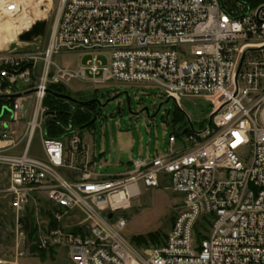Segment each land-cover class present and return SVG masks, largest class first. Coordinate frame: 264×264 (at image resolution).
<instances>
[{
    "label": "built area",
    "instance_id": "built-area-1",
    "mask_svg": "<svg viewBox=\"0 0 264 264\" xmlns=\"http://www.w3.org/2000/svg\"><path fill=\"white\" fill-rule=\"evenodd\" d=\"M22 10L19 0H0V28ZM34 49H0V95L34 100L29 109L20 97L3 98L13 100L0 107V165L9 173L1 191L20 255L30 207L38 248L65 247L75 264H264V0H59L46 45ZM64 52L91 58L76 67L53 61ZM111 80L156 87L182 110V99L210 106V125L208 116L195 128L185 112L195 131L172 133L166 152L103 176L77 128L46 137L42 101L50 85ZM36 133L41 158L29 155ZM163 183L181 205L163 241L138 248L118 213Z\"/></svg>",
    "mask_w": 264,
    "mask_h": 264
},
{
    "label": "rangeland",
    "instance_id": "rangeland-1",
    "mask_svg": "<svg viewBox=\"0 0 264 264\" xmlns=\"http://www.w3.org/2000/svg\"><path fill=\"white\" fill-rule=\"evenodd\" d=\"M19 1L23 5L19 16L28 15L33 22L47 21L45 35L41 39L39 38L36 43L26 44L18 38L25 30L22 29L19 32L15 30V37L8 40L2 48L17 47L18 54L34 51L36 44L42 49L55 25L59 13V0L51 2L43 0ZM8 24L7 22L3 23L0 28L1 34L5 31L6 26L12 29L16 28ZM90 58L91 55L87 52H64L54 55L53 61L59 65L69 64L75 67L79 64L84 65ZM99 59L103 63L105 62L103 55L99 56ZM37 75L38 73L35 74L33 81L36 80ZM80 85L82 83L77 81L70 84L68 89L71 97L84 100L93 95V98L102 104L120 93L118 97L108 101L104 107L97 106L93 124L81 131L84 144L90 146L91 152L97 155L96 157H100L102 167L97 170V173L103 176H114L127 171L130 162L136 157H152L166 152L168 136L182 125L180 118L183 115L175 102L169 100L164 103L166 97L156 87L113 80L93 88ZM15 87L19 92L25 89V86L20 83ZM26 96L20 97V100L25 107L30 109L34 100L33 97L26 99ZM160 103L162 104L156 110ZM181 105L190 116L195 128H199V124L207 119L211 112L210 106L202 104L194 106L185 99L181 100ZM4 108L8 109L6 106ZM10 126L13 127V124ZM16 130L18 137L21 136L24 125L17 126ZM178 137L180 138V136ZM22 146L23 144L20 149ZM29 155L39 158L43 156L38 133L34 134L30 141ZM2 189L0 188V264H73L63 253H59L55 261H52L54 256L51 252L44 255L31 253L28 242L24 247V254H19L20 251H17L14 246V213L10 204V196L1 191ZM42 201L45 200H40L43 211L49 206L43 204ZM180 205V196L172 192L164 183L158 188H142L140 196L131 202L130 208L118 213L126 221L123 230L124 237L138 248L156 245L147 240L148 234L152 233L159 237L158 243H161ZM137 237H142L146 241L143 244H136L133 239Z\"/></svg>",
    "mask_w": 264,
    "mask_h": 264
},
{
    "label": "trees",
    "instance_id": "trees-1",
    "mask_svg": "<svg viewBox=\"0 0 264 264\" xmlns=\"http://www.w3.org/2000/svg\"><path fill=\"white\" fill-rule=\"evenodd\" d=\"M49 90L57 93H63V94H69V89L61 86V85H50ZM93 98V95H91L88 99H84L81 101L90 100ZM13 99H0V107L8 101H12ZM79 100V99H78ZM42 104L47 107V116L44 121V132L46 137H59L64 133V127H66L68 124H71L73 127L77 128L79 132L84 128L90 127L94 120H95V108L96 104H90L86 106H82L76 103H73L71 101L57 98L51 94H46ZM183 115V114H182ZM182 121V125L176 129L174 134L178 137L180 134L184 131L185 133H188L189 130L186 128L187 121L183 115V117L180 118ZM206 125V121L202 124H200V128H203ZM43 204L48 205V202L42 201ZM42 213L48 217H50V214L48 212H45L44 210ZM52 224V223H51ZM25 228L27 231V241L29 243V251L31 253H36L37 255H44L45 253H52L53 249L45 250L40 249L37 246V228L34 224L31 208L29 207L27 210V214L25 217ZM76 232V231H75ZM136 239V240H135ZM133 239V241H136V244H143L146 240L142 237H137ZM159 237L157 235L148 234L147 240H150L156 245H159Z\"/></svg>",
    "mask_w": 264,
    "mask_h": 264
},
{
    "label": "water",
    "instance_id": "water-1",
    "mask_svg": "<svg viewBox=\"0 0 264 264\" xmlns=\"http://www.w3.org/2000/svg\"><path fill=\"white\" fill-rule=\"evenodd\" d=\"M46 26H47V21L46 20H38V21H35L30 26V28L27 29V30H25L24 32H22L18 36V38L22 42H33V41L37 40L38 38H41V37H43L45 35ZM240 64H241V62H240ZM239 68H240V65H239ZM34 91H35V89H31V90L27 91L24 94H32ZM46 92H47V94H51V95H53V96H55L57 98L65 99V100L71 101L73 103L82 105V106H86V105H90V104L95 103L97 106H99L101 108L104 107L107 104L108 101H111V100L115 99L116 97H118L120 95V93H118V94L114 95L112 98H110L109 100H107L106 102H104V103L101 104L96 98H92V99L86 100V101H81V100H78V99H75V98L71 97L69 94L57 93V92H53V91H51L49 89H47ZM21 95H22V93H17V94H12V95H0V99H3V98H17V97H20ZM169 100H173V99L170 98V97H167L165 99L164 103H167ZM161 104L162 103H160L157 106V109L156 110L159 109V107H160ZM177 108L184 115V117H185V119H186V121L188 123V128L187 129L188 130H191V131H195V129L193 128V126L191 124V121H190L188 115L185 113V111H183L179 107H177ZM144 110H146V108H144ZM211 118H212V115H210L209 118H208L207 126L210 125ZM108 218L109 219L111 218V214L108 215Z\"/></svg>",
    "mask_w": 264,
    "mask_h": 264
},
{
    "label": "bare ground",
    "instance_id": "bare-ground-1",
    "mask_svg": "<svg viewBox=\"0 0 264 264\" xmlns=\"http://www.w3.org/2000/svg\"><path fill=\"white\" fill-rule=\"evenodd\" d=\"M45 2H51L52 0H43ZM24 18V19H22ZM32 19L28 15H22L17 18L15 21H7L9 23L8 25L16 27L15 29L9 28L8 26L5 27V31L1 34L0 33V49L3 47V45L10 39L15 37V30H20L21 28H26L32 23ZM12 22V23H10ZM7 25V24H6Z\"/></svg>",
    "mask_w": 264,
    "mask_h": 264
},
{
    "label": "crops",
    "instance_id": "crops-1",
    "mask_svg": "<svg viewBox=\"0 0 264 264\" xmlns=\"http://www.w3.org/2000/svg\"><path fill=\"white\" fill-rule=\"evenodd\" d=\"M69 65V64H68ZM76 67V66H75ZM82 85H87V84H82ZM82 85H80V86H82ZM87 86H89V85H87ZM30 97H32V95H28V96H26V99L27 98H30ZM92 153V152H91ZM95 157L97 156V155H95L94 153H92ZM98 159L100 158L99 156L97 157ZM8 176H9V173H8V169L6 168V167H4V166H1L0 165V180L2 181L0 184V188L2 189L5 185H6V183H7V181H8ZM53 254V256H54V259L52 260V261H55V259H56V257H57V255L59 254V253H63L64 255H66L69 259H70V257H69V255H68V251H67V249L65 248V247H58V248H56V249H54L53 250V252H52ZM71 260V259H70ZM51 261V262H52ZM72 261V260H71ZM72 263L73 264H75L73 261H72Z\"/></svg>",
    "mask_w": 264,
    "mask_h": 264
},
{
    "label": "flooded vegetation",
    "instance_id": "flooded-vegetation-1",
    "mask_svg": "<svg viewBox=\"0 0 264 264\" xmlns=\"http://www.w3.org/2000/svg\"><path fill=\"white\" fill-rule=\"evenodd\" d=\"M96 107H97V105H96Z\"/></svg>",
    "mask_w": 264,
    "mask_h": 264
}]
</instances>
